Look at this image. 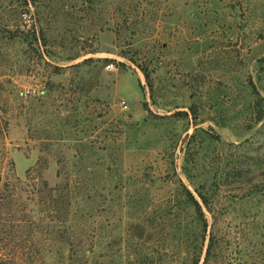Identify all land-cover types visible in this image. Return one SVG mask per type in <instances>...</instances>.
<instances>
[{
    "label": "rangeland",
    "instance_id": "obj_1",
    "mask_svg": "<svg viewBox=\"0 0 264 264\" xmlns=\"http://www.w3.org/2000/svg\"><path fill=\"white\" fill-rule=\"evenodd\" d=\"M0 264H264V0H0Z\"/></svg>",
    "mask_w": 264,
    "mask_h": 264
},
{
    "label": "trees",
    "instance_id": "obj_2",
    "mask_svg": "<svg viewBox=\"0 0 264 264\" xmlns=\"http://www.w3.org/2000/svg\"><path fill=\"white\" fill-rule=\"evenodd\" d=\"M200 198L203 200L204 203H206V200L203 196H200ZM195 204L197 206V210H198V214L200 216V219L203 221L204 227H207V222L205 220V216H204V213L202 211L200 204L196 200H195Z\"/></svg>",
    "mask_w": 264,
    "mask_h": 264
}]
</instances>
